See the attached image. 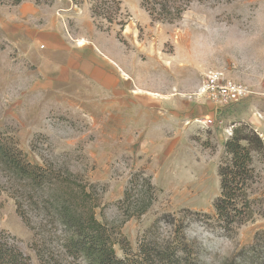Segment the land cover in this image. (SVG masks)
Here are the masks:
<instances>
[{
	"label": "rangeland",
	"instance_id": "rangeland-1",
	"mask_svg": "<svg viewBox=\"0 0 264 264\" xmlns=\"http://www.w3.org/2000/svg\"><path fill=\"white\" fill-rule=\"evenodd\" d=\"M14 1L0 0V130L32 163L52 160L86 186L97 219L114 233L118 257L137 255L151 228L149 239L167 238L172 219L164 216L171 215L201 264H264V152L254 158V219L225 232L207 218L215 216L221 193L218 168L227 140L236 128L248 127L264 142V0L194 3L174 24L153 22L144 0H109L104 6L96 0ZM92 6L100 7L97 23ZM53 32L72 45L100 40L105 47L99 50L124 72L125 111L111 102L119 95L89 93L81 81L52 85L53 67L39 60L33 45L42 53ZM214 70L250 94L219 110L193 97ZM136 96L152 100L154 115L136 113ZM206 118L213 120L209 127L196 123ZM136 173L151 178L154 202L122 224L126 208L120 202ZM55 229L45 248L59 264H80L65 254L55 239L61 229ZM0 237L30 264H42L34 233L6 188L0 194Z\"/></svg>",
	"mask_w": 264,
	"mask_h": 264
},
{
	"label": "trees",
	"instance_id": "trees-1",
	"mask_svg": "<svg viewBox=\"0 0 264 264\" xmlns=\"http://www.w3.org/2000/svg\"><path fill=\"white\" fill-rule=\"evenodd\" d=\"M24 0H15L20 5ZM37 5L54 0H35ZM103 6L109 0H96ZM208 0H144L142 8L153 22L174 24L180 21L194 3ZM98 6H92V18L97 23ZM99 28V27H98ZM12 139L0 130V194L3 189L15 201L17 213L34 233L35 244L42 264H59L54 254L45 248L51 228L61 229L65 254L80 264H201L194 244L181 226L169 218L170 234L164 240H151V228L140 241L138 254L119 258L115 251L114 233L96 217L92 193L87 191L75 175L52 160L43 159L35 164L17 148ZM264 152V142L248 127L236 128L232 138L225 143L224 155L218 168L220 196L214 202L215 221L225 232L252 221L256 215V199L251 189L256 181L254 158ZM154 186L151 178L136 173L128 183L124 199L120 202L125 224L133 217L144 215L154 202ZM161 221L158 220L157 222ZM48 229V230H46ZM0 237V264H30L15 249L4 246ZM54 238H51L50 243Z\"/></svg>",
	"mask_w": 264,
	"mask_h": 264
},
{
	"label": "crops",
	"instance_id": "crops-1",
	"mask_svg": "<svg viewBox=\"0 0 264 264\" xmlns=\"http://www.w3.org/2000/svg\"><path fill=\"white\" fill-rule=\"evenodd\" d=\"M87 40L88 41L82 44L77 43V45H72L67 43L62 35L53 32L50 34V38L46 40L44 46L45 50L42 53L38 48V44L35 43L33 47L39 60L46 59L48 61L47 66L49 68L53 67L52 70L55 75L52 82L53 86L65 83L73 85L74 81H81L88 89L89 93L119 95V100L114 99L111 102L118 104V109L125 111L127 108L126 90L128 84L122 76L124 72L99 50V46L102 45L100 40ZM102 46L105 47L104 45ZM135 99L133 103L135 104L136 113L138 115H154L153 113L155 112L149 110L151 108L149 103H151L152 100L137 96ZM167 101V104H173V100L170 99ZM56 104L57 106L55 107L58 111L71 115L72 110H68L59 103ZM173 114L174 112L171 111L170 115L173 116ZM154 121L157 122L156 120ZM148 123H150L149 125L152 124V122ZM156 128L157 126L154 127V129Z\"/></svg>",
	"mask_w": 264,
	"mask_h": 264
},
{
	"label": "built area",
	"instance_id": "built-area-1",
	"mask_svg": "<svg viewBox=\"0 0 264 264\" xmlns=\"http://www.w3.org/2000/svg\"><path fill=\"white\" fill-rule=\"evenodd\" d=\"M250 94L247 86L229 80L224 72L220 70L210 71L205 75L203 83L197 91L192 94L197 99H204L219 110L228 105L235 104L245 99ZM196 123L202 127H209L213 124L211 118L198 119ZM232 129L227 132L232 135Z\"/></svg>",
	"mask_w": 264,
	"mask_h": 264
},
{
	"label": "clouds",
	"instance_id": "clouds-1",
	"mask_svg": "<svg viewBox=\"0 0 264 264\" xmlns=\"http://www.w3.org/2000/svg\"><path fill=\"white\" fill-rule=\"evenodd\" d=\"M219 251H220L221 256L227 255V251H225L224 249H219Z\"/></svg>",
	"mask_w": 264,
	"mask_h": 264
},
{
	"label": "bare ground",
	"instance_id": "bare-ground-1",
	"mask_svg": "<svg viewBox=\"0 0 264 264\" xmlns=\"http://www.w3.org/2000/svg\"><path fill=\"white\" fill-rule=\"evenodd\" d=\"M83 41H81L80 43L82 44Z\"/></svg>",
	"mask_w": 264,
	"mask_h": 264
}]
</instances>
